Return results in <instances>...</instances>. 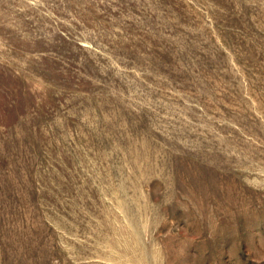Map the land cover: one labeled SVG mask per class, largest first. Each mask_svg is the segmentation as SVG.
Masks as SVG:
<instances>
[{"label":"rangeland","instance_id":"1","mask_svg":"<svg viewBox=\"0 0 264 264\" xmlns=\"http://www.w3.org/2000/svg\"><path fill=\"white\" fill-rule=\"evenodd\" d=\"M0 264H264V0H0Z\"/></svg>","mask_w":264,"mask_h":264}]
</instances>
